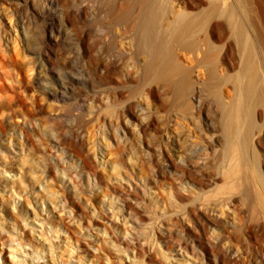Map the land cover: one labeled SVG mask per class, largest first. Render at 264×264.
<instances>
[{
  "label": "rangeland",
  "instance_id": "1",
  "mask_svg": "<svg viewBox=\"0 0 264 264\" xmlns=\"http://www.w3.org/2000/svg\"><path fill=\"white\" fill-rule=\"evenodd\" d=\"M228 1L247 18L253 38L264 35V0ZM114 2L0 0V264L19 263L1 247L21 232L27 247L42 248L41 239H48L57 264H108L107 252L113 264H128L117 245L128 246L123 239L130 242L132 236L126 237L123 220L108 217L107 200L114 193L153 216L141 241L148 243L139 252L142 264H168L164 251L174 256V264H264L262 215L252 214L237 192L227 207L211 194L225 186L228 166L215 139L222 114L213 90L202 87V101L191 99L187 110L164 84L154 82L152 90L144 85L145 57L125 46L128 39L108 13ZM259 50L264 87L260 45ZM178 55L186 66H196L192 53ZM196 69L193 80L200 88L205 70ZM221 88L229 103L231 84ZM81 126L79 149L97 182L81 178L82 159L70 147ZM260 138L254 150L264 177V132ZM196 150L202 154L190 159ZM74 173L84 183L77 194L69 183ZM205 200L219 203L211 213L219 224L204 221ZM222 239L236 252L232 261L224 258ZM178 247L191 256L188 261ZM36 253L37 258L33 253L27 258L30 264L33 256L47 257Z\"/></svg>",
  "mask_w": 264,
  "mask_h": 264
},
{
  "label": "bare ground",
  "instance_id": "2",
  "mask_svg": "<svg viewBox=\"0 0 264 264\" xmlns=\"http://www.w3.org/2000/svg\"><path fill=\"white\" fill-rule=\"evenodd\" d=\"M234 2L238 3L239 0H234ZM114 3L117 5L112 8V11L106 12L110 13L111 16L114 15L115 20L111 19L112 22L115 21L116 25L121 26V33L128 39L125 46L129 45V49L132 52L145 57L143 58V64H141V81L144 85L152 90L151 87L154 82L161 85L164 84L172 92L173 98L182 102L184 109L187 110L191 108V99L197 102L201 100L203 95L202 87L213 90V96L219 104L222 114L219 139L216 138L218 135L215 136V139L217 143H222L219 152L228 161V166L226 165L227 167L223 171L224 174H222V178L226 180L225 186L221 185L222 187H218L220 191L217 189L218 192H212L211 194H217V197H214L219 200V203H227V201H231L232 193L236 195L237 192L239 196L247 201V209L250 208L252 214H261L264 219V177L259 168L261 158L257 151L254 150L255 142H258L257 140L264 132V123L260 124L258 121V117L261 115L264 118V87L259 50L260 45L264 51V35L259 32L257 37L253 38L246 22L247 18L245 19L238 11L237 4V6L232 5L228 0H118V3L116 0ZM109 4L111 5V2ZM110 17L107 18L109 19ZM114 23L112 26H114ZM114 38L118 40V37L114 36ZM180 50H185L195 56L196 66L194 68L186 66L180 60L178 55ZM41 60L43 66H45L44 60ZM196 67L205 70L206 78L203 80L204 83L201 82L200 88L195 87L193 80V73L198 70ZM226 83H230L234 90V95L229 103L224 101V95L221 91L222 85ZM86 106L85 104L84 107L86 108ZM80 107L83 106L80 105ZM209 125L214 129L216 128L213 122ZM82 127H79L75 140H72L76 143H71L70 147L74 152L73 155L82 159L83 172H81V178H84L89 183L92 179L97 182V173L94 170L92 171L93 166L88 162L87 156L81 153L80 150L82 148L79 149L81 146L79 140L83 136ZM125 131L126 129L124 128L123 132L125 133ZM215 152L217 151L215 150ZM192 153L195 154H190V159H193V156L197 157L198 154H202L201 152L198 153L197 150ZM117 167V165L114 166V171L119 173L117 172L119 171ZM62 173L63 177L67 174L65 170ZM212 179H210L211 182H214ZM69 183L75 194L83 191L82 186H84V183L76 173L71 174ZM224 191L226 192L225 194L228 192V195L222 194ZM243 199L242 201H244ZM205 202L203 203L204 205L202 204L203 206L206 205L205 209L207 210L204 211L206 217L204 221L212 224L218 222L219 224L220 222L215 220L211 214L214 208L213 204L217 205L219 203L217 201L216 203L208 201L205 204ZM107 205L110 211L109 219L117 222L123 220L126 237L128 235L132 236L130 242H127L128 239H123L128 246H122V242L117 245L120 253H125L123 254L125 258L122 256L121 259L123 261L125 259L128 264L145 263L144 259L140 258L139 252L141 251L142 253L147 250L148 243L146 239V242L141 241L148 229L152 228V214L147 213L144 207L130 203L128 198L126 199L119 193H114L113 196H110L107 200ZM203 206L201 208H204ZM61 207H65L64 204ZM258 215H256L257 218L260 216ZM256 217L254 220L257 219ZM261 219L259 217V221ZM256 221L258 222V220ZM129 222L132 223L131 227L127 226ZM22 234L23 232L11 238L9 243L2 241L3 247L1 248L9 251L10 257H13L14 261H18V264H30L27 259L30 257L29 255L32 253L35 255L37 252V255L41 253L44 256L46 252L47 257L43 261L42 257H39L41 260L36 259V255V258L34 256L32 258L38 260L37 262H34L33 259L31 260V258L29 260L33 264L58 263L55 262L56 259L52 255L54 246L48 239H41V242L42 240L44 242L42 248L34 244L31 247H27L26 237L24 238ZM15 238H17L18 242L13 241ZM224 242L225 239H222L221 247L224 246ZM153 248L154 246H152L151 251ZM224 248H226V250L223 249L225 251L224 258L227 256L226 260L231 259V261L233 258L235 259L236 252L233 254L229 246H224ZM177 249L179 250V255L184 258L183 260L187 259L188 261L191 258L190 255L183 251L182 247ZM18 253H20L22 258H19ZM145 255L147 256V254ZM163 255L168 264H174L176 260L174 256H170L165 251ZM106 256L109 261L108 264H113L114 258L110 252H107Z\"/></svg>",
  "mask_w": 264,
  "mask_h": 264
}]
</instances>
